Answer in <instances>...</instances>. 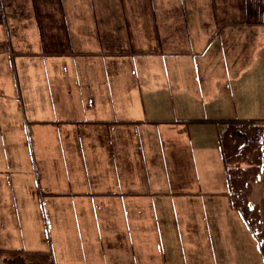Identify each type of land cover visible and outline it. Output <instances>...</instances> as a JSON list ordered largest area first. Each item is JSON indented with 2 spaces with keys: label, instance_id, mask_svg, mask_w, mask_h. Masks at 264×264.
<instances>
[{
  "label": "crops",
  "instance_id": "1",
  "mask_svg": "<svg viewBox=\"0 0 264 264\" xmlns=\"http://www.w3.org/2000/svg\"><path fill=\"white\" fill-rule=\"evenodd\" d=\"M84 7L85 4H79L78 11ZM260 7L264 9L262 3ZM71 13L69 12L70 21L77 22L74 10ZM244 17L246 18V15ZM262 19L264 20V14ZM256 31L260 32V37L263 39L260 44H264V25L258 24L255 27V33ZM83 47L86 48V45ZM103 47V45L96 47L95 54L102 53L111 45L102 49ZM95 57L97 61L83 62L82 58V63L78 64L80 77L83 75L81 83L86 82L84 83L86 86L92 83L95 92H87L86 87L81 85L82 91L85 90V92L79 96L68 95L60 101L62 103L60 106L63 117L62 126L55 123L48 113L51 106L58 100V94H52V103L50 95L26 96L30 102H37L41 109L44 108L43 103L47 102L46 112L51 119L49 125L35 127L32 134L31 150L35 159L33 162L35 171L38 177L45 176V182H47L46 173H50L54 182L47 183L45 188L48 193L45 195L41 192L38 195L39 198L46 201L50 208L60 204L67 211L71 209L72 204L75 205L80 200H87L90 210L94 207V201L90 200L99 199L100 203H110L114 214L111 222L118 229L116 236L120 240L110 245L118 248L124 249L139 244L141 241L137 236L143 235L142 244L144 246H168L171 247L172 253L173 250L175 252L179 250L178 247H187L184 251L185 256L195 262H198L199 257L204 255L201 247L206 244L210 247L207 252L210 261L215 259L219 261L217 264H241L239 256L245 251L241 250V243L244 239L249 242L247 233L250 235L251 233L239 214L232 209L230 200L225 194L229 185L216 129L213 125L207 124H199L196 128L188 123L174 124L175 121L181 120L179 118L181 108L186 110L196 105H203V98L207 104L217 100L216 96L225 79L220 80L218 89L217 74L214 69L210 71L209 61H204L201 65L206 79L199 87L196 77H192L193 87L189 91L186 82L187 73L186 75L179 74L185 67L184 62L171 58L165 62V68L158 62L155 65L159 70L158 85L150 89L151 93H147L153 100H156L157 93H152V91L157 89L165 91L168 89L173 93H171L172 96L160 102L155 113L146 111L149 115L143 116L140 109L142 106L145 107L147 93L145 96L133 94L136 91H142L140 86L143 91H146L148 82L156 74L154 71L151 74L152 68L155 67H152L153 61L145 58L139 59L136 64L137 75L134 76L133 64L128 60L122 61L121 58L110 57L107 59L109 63H103L99 56ZM108 64L110 72L106 74ZM56 65L63 68L60 67L62 66L60 63L54 62H49L47 66L54 68ZM83 67L88 69L85 68L83 71ZM227 71L234 80L244 77L233 76L229 65ZM97 73L99 77L95 82H87L86 78ZM122 78L125 79L123 87L120 86ZM213 80L216 81L215 95L211 91ZM55 81L62 82L63 85L70 84V86L72 83L65 82L62 77ZM137 83L140 84L139 88ZM184 83L187 88L186 94H183L184 90L181 87ZM79 84L74 83L73 85ZM114 86L116 90L112 93ZM175 92L179 95H175ZM131 95L135 102L136 117L130 121L114 117L115 109L120 106V102ZM182 96L187 100L182 99ZM178 99L180 102L176 104ZM1 104L6 107L8 102L0 99ZM223 109L220 107L218 112ZM164 112L167 115L161 116ZM224 113L228 114L226 111ZM31 116L37 123L48 122V120H39L33 116L32 111ZM167 116L168 119L165 120L167 122L160 120ZM14 118L17 119L18 124L21 122L17 115ZM97 118L108 126L94 127L106 134L98 136L96 157L90 160L69 161L74 164L67 163V152L72 154L68 141L72 138H75V145L80 152L86 151L91 157L89 136L95 134L90 122ZM126 124L128 126H119ZM119 134H126L127 144L113 151L111 150L113 135ZM15 140L28 143V139L24 137H16ZM48 143L50 144L48 150L52 148L64 150V159L61 152L62 163L60 160L53 162L48 159L50 155L53 156L52 152L50 155L47 154L45 145ZM67 145L69 149L66 148ZM57 156L60 158V155ZM14 160H17L16 150ZM80 163L88 164L90 167L87 176L82 171ZM259 200L264 231V184L260 188ZM30 205L40 207L33 202H30ZM82 209L84 208H80ZM40 213L38 209L32 212V214ZM135 213L142 214V229L135 224L137 221ZM163 222L168 225H166V237L163 233H156L159 225L162 226L160 229H163ZM238 229L242 231L241 235L235 234ZM149 231L152 233L149 234ZM93 238L90 237L89 241ZM102 239H106L105 230ZM253 242L254 260L262 262V256L254 239ZM221 244L228 246V249L226 251L218 249ZM129 255L130 252L127 250L120 258L123 259Z\"/></svg>",
  "mask_w": 264,
  "mask_h": 264
},
{
  "label": "rangeland",
  "instance_id": "2",
  "mask_svg": "<svg viewBox=\"0 0 264 264\" xmlns=\"http://www.w3.org/2000/svg\"><path fill=\"white\" fill-rule=\"evenodd\" d=\"M9 7V13L13 18L18 19L31 14V5L41 4L51 11L48 13L46 19H52L54 23H62V15L64 13L61 5L66 3L69 6L68 12L74 10L75 18L77 22H81L80 30L87 36L80 40L89 44L92 43V29L89 27L86 19H90L93 10L92 0H4ZM150 30L149 34V22L140 21L130 22V27H134V31L137 35H140L141 29H144L148 34L150 41L152 42V49L150 55L158 56L159 49H154L157 45V41L161 46V53L175 54V51L179 47L187 48L185 42L181 43L177 41L178 38L188 39L193 41L197 47V43L206 40L209 30L207 26L210 24L209 16L214 15H226V14H245L246 22L242 21L239 25L238 21H231L224 25L221 21V29H218V33L221 40L224 42V48H227V52L230 56L227 61L230 67V71L233 76L239 79V83L229 78L226 82L229 87L221 93V86L219 93L217 94L218 101L214 103L212 109L227 108L228 113L237 119L249 120L248 118H256L255 120L264 119V50L260 48V42L263 39L260 37V32L256 31L255 27L258 24H263L261 7L259 6V0L256 3H251V0H150ZM264 0H262L263 2ZM63 2V3H62ZM250 5L247 11L248 5ZM85 4V7L78 11V5ZM124 6L127 5V0L124 1ZM264 6V3H263ZM133 10L136 11L138 16L148 17V7L144 3V9L141 0H135L132 4ZM261 12V14H260ZM264 12V9H263ZM135 13V12H132ZM41 15H44L40 12ZM136 14L133 16V20L138 18ZM260 14V17L258 16ZM186 16V21L190 19L188 26L185 27L182 24L183 17ZM191 16V17H188ZM200 16V17H199ZM218 21L222 18L217 17ZM64 26L66 25L63 21ZM49 33V31H47ZM60 33H62L60 31ZM66 37V35H65ZM63 37V38H65ZM220 43V41L218 42ZM219 45V44H218ZM217 45V46H218ZM214 47V50L208 55V66L210 71L214 69L217 74L218 89L220 84V73L222 70L227 71L223 63V55L220 53L218 47ZM96 43L93 46H88L86 49L89 52H93L96 48ZM261 51V52H259ZM185 54V53H182ZM91 56V55H90ZM13 55L4 46V37L0 30V96L10 99L5 100L8 102L7 106L0 105V264H12L17 258H22L24 263L37 262V264H217L219 261L215 259H209L207 254L209 246L206 244L201 248L204 252L203 256L199 257V261L195 262L193 259H189L185 256L187 247H178L176 252L170 251L171 247L168 246H144L143 235H138L137 238L141 241L134 246L116 247L110 244H116L120 241L116 236L118 229L111 222V217L114 215L111 209L110 203H100L99 199L90 200L94 201L93 209L88 207L89 202L87 200H80L75 205L72 204L71 209L67 211L63 209L60 204L53 208L48 206V203L39 198V194L42 192L45 195L48 190L45 188L47 183H54L52 175L47 174V182H45V176L38 177L34 163L32 159L31 143L18 142L16 137L30 138L33 134V129L37 126H47L48 123H37V121L31 116L39 120L51 119L47 115V102H44V108L38 106L37 102H30L27 98V117L23 114L20 117L18 111H21L20 106L13 104V101H19L21 92L25 96H46L52 94H58V100L51 110L48 112L52 116V120L62 126V112H61V100L68 95L79 96L82 91L81 83L76 86L71 83L69 85H63L62 82L57 83L55 80L59 79L63 72L67 68L54 67L50 68L46 65L48 60H30L24 57L17 58L19 79L21 81V89L14 78V63ZM71 61L70 67L76 64L75 60ZM97 59H84L83 62H94ZM153 61V60H152ZM190 60H186V66L191 69L189 65ZM78 62V61H77ZM193 62V61H192ZM81 63V62H80ZM157 61H153V66L157 65ZM42 64V66H39ZM159 65V64H158ZM201 65V64H200ZM84 68V69H83ZM83 71L85 68L83 67ZM88 69V68H87ZM201 70V68H200ZM153 71H151V74ZM137 74V72H135ZM202 79H206L205 73L201 70ZM85 77V76H84ZM99 77L98 73L86 78L87 82L93 81ZM192 77L193 75H186L189 91L192 89ZM83 75L81 76V79ZM159 70L156 71L154 77L151 78L146 86V91H143L139 83L137 86L142 91H136L133 95L149 92L153 86L158 85ZM209 81V79H208ZM86 83V82H84ZM88 87V86H87ZM116 87L114 86L112 93H114ZM193 91V90H192ZM157 93L156 100H153L151 95L147 93L145 107H141L140 113L143 116H148L150 111L157 110L160 102L167 97L172 96V91H165L163 89H157L152 91ZM124 98L120 102V106L115 109L114 117L120 120H132L136 117V110L134 109L135 102L132 100V96ZM175 95H179L175 92ZM182 99L187 100L182 96ZM134 102V103H131ZM180 100H177L176 104H179ZM8 108V109H7ZM30 108V109H29ZM89 109V107H86ZM111 108V106H110ZM107 109V107H105ZM10 112L11 116L6 113ZM29 111V113H28ZM148 113H147V112ZM204 112L203 109H186L179 111L181 120L196 121L201 119L199 116ZM167 115L165 112L161 115ZM18 116L20 123H17L15 116ZM192 115V116H191ZM208 117L213 118L212 113L208 112ZM167 117H162L160 120L165 121ZM90 126L95 135L89 136L91 143L89 144L91 157L86 151L80 152L75 145V138L69 140L68 143L71 146L70 154L67 152V161L71 160H90V158L96 157L98 136H105L106 134L100 132L94 127L108 126L104 124L100 118L94 119L90 122ZM119 126H128L119 125ZM191 127H199L198 123H192ZM146 128V127H145ZM8 130V131H7ZM227 130V128H226ZM230 128L225 132L228 134ZM122 132V131H120ZM127 144L126 134L113 135V146L111 150L115 151L120 146ZM46 144L47 154L51 152L48 159L60 160L62 163L61 149L52 148L48 150ZM69 149V146H66ZM16 150L17 160H14V151ZM57 155H60L58 158ZM63 156V155H62ZM64 159V156H63ZM70 164H74L69 162ZM82 171L87 176L90 167L88 164L80 163ZM251 179V177H247ZM258 185L254 189L253 203H258ZM47 196L45 197V200ZM30 202L37 204L40 207H34L30 205ZM77 206V207H76ZM73 207H76L73 209ZM84 208L80 210V208ZM123 208V207H122ZM36 209L40 210V214H32ZM129 216V214H128ZM137 219V227L140 229L143 223L142 214L135 213ZM163 229L161 225L158 226L156 233H163L164 237L166 233V223L163 222ZM131 224V223H128ZM168 226V225H167ZM104 228V229H103ZM106 231V239H102L103 231ZM151 234L152 232H148ZM235 234H242L240 229L235 231ZM248 240L244 239L241 243V250H245L239 256L241 264H263L262 262L255 261V247L252 236L247 233ZM90 237H94L89 241ZM135 240V239H134ZM207 243V241H206ZM219 243V242H218ZM226 243V241H224ZM109 244V245H106ZM220 244V243H219ZM169 249V250H168ZM218 249L226 251L228 246L221 244ZM129 250V259L120 258V256ZM168 250V252H167ZM183 252V253H182ZM122 253V254H117Z\"/></svg>",
  "mask_w": 264,
  "mask_h": 264
},
{
  "label": "trees",
  "instance_id": "3",
  "mask_svg": "<svg viewBox=\"0 0 264 264\" xmlns=\"http://www.w3.org/2000/svg\"><path fill=\"white\" fill-rule=\"evenodd\" d=\"M43 37V35H42ZM46 36L44 37V39ZM43 44L44 56H63V52L55 51L62 46L60 37L52 36L46 38ZM55 49V50H54ZM227 127L228 134L222 137V146L225 162L230 167V176L232 177V189L234 191L235 204L242 212L246 214L241 200L247 199L248 195H241L248 192V179L244 178L241 169H247L246 177H252L256 180L260 176L262 165V146L258 133V129L248 122L224 121ZM226 130V131H227ZM237 172H240L237 173Z\"/></svg>",
  "mask_w": 264,
  "mask_h": 264
},
{
  "label": "bare ground",
  "instance_id": "4",
  "mask_svg": "<svg viewBox=\"0 0 264 264\" xmlns=\"http://www.w3.org/2000/svg\"><path fill=\"white\" fill-rule=\"evenodd\" d=\"M152 71H154V72L157 71V72H158V68H157V66H155L154 68H152ZM154 72H153V73H154ZM186 72H187V66L185 65L184 69H183L182 71H180L179 74H184V75H186ZM124 82H125V79L122 78V79L120 80V86H121V87H123ZM181 87H182V89L184 90V91H183V94H186V93H187L186 83L182 84ZM211 91H212L213 94L215 95V92H216V81H215V80H213V82H212ZM7 109H8V108H7ZM6 114H7L8 116H11L9 111H7Z\"/></svg>",
  "mask_w": 264,
  "mask_h": 264
}]
</instances>
